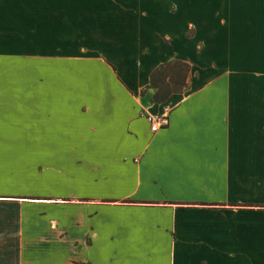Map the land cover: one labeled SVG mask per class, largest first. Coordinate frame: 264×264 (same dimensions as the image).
Returning a JSON list of instances; mask_svg holds the SVG:
<instances>
[{"label":"crops","instance_id":"crops-1","mask_svg":"<svg viewBox=\"0 0 264 264\" xmlns=\"http://www.w3.org/2000/svg\"><path fill=\"white\" fill-rule=\"evenodd\" d=\"M123 1L0 0V264H264V0Z\"/></svg>","mask_w":264,"mask_h":264},{"label":"trees","instance_id":"trees-1","mask_svg":"<svg viewBox=\"0 0 264 264\" xmlns=\"http://www.w3.org/2000/svg\"><path fill=\"white\" fill-rule=\"evenodd\" d=\"M165 41V39H162ZM190 65L180 59H172L158 65L149 75V83L141 90L144 95L153 88V103H163L174 93H180L186 85Z\"/></svg>","mask_w":264,"mask_h":264},{"label":"rangeland","instance_id":"rangeland-1","mask_svg":"<svg viewBox=\"0 0 264 264\" xmlns=\"http://www.w3.org/2000/svg\"><path fill=\"white\" fill-rule=\"evenodd\" d=\"M166 4L164 5H159L160 9L163 10V12H159L157 14H154V16H152L150 19V15L148 13V11L146 10H142L140 11L141 13V17L144 19L146 18V21L149 19V21L162 28V30L167 29L166 27V23L167 22H175L178 20L177 17H173V15L175 16H179L180 17V0H164ZM170 3V4H169ZM142 4L144 6H149L151 4L150 0H143ZM110 5H117L119 7H122L123 9L127 8V3H124L123 0H111ZM170 5V6H169ZM164 7H166V10L164 9ZM171 11L172 13H165L168 11ZM174 13V14H173ZM167 44L172 46V47H176L177 49H180V39H176L173 43V40L171 38H166ZM29 72H33L32 69L30 68ZM28 79H32V77H29ZM49 191L45 190L46 193V197H39V198H44L45 200H50L53 201L55 200L56 202H59L60 204H50L49 206H47V214L50 212L51 214H58V215H66L69 214L70 211L66 208L64 203H68L71 200H80L77 199L76 197H71L69 194L65 193V196H52V195H56V194H52V193H48ZM58 205V206H57ZM46 228H54L52 225L50 226H46Z\"/></svg>","mask_w":264,"mask_h":264},{"label":"built area","instance_id":"built-area-1","mask_svg":"<svg viewBox=\"0 0 264 264\" xmlns=\"http://www.w3.org/2000/svg\"><path fill=\"white\" fill-rule=\"evenodd\" d=\"M145 119L152 132L157 131L159 128L164 127L168 124V120L164 116H156L152 114H146Z\"/></svg>","mask_w":264,"mask_h":264}]
</instances>
